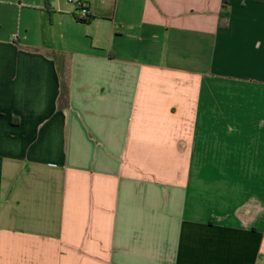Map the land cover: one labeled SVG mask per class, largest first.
I'll return each instance as SVG.
<instances>
[{
    "label": "crops",
    "instance_id": "0c3cea01",
    "mask_svg": "<svg viewBox=\"0 0 264 264\" xmlns=\"http://www.w3.org/2000/svg\"><path fill=\"white\" fill-rule=\"evenodd\" d=\"M83 1L0 0V264H264V0Z\"/></svg>",
    "mask_w": 264,
    "mask_h": 264
},
{
    "label": "built area",
    "instance_id": "2783aa9c",
    "mask_svg": "<svg viewBox=\"0 0 264 264\" xmlns=\"http://www.w3.org/2000/svg\"><path fill=\"white\" fill-rule=\"evenodd\" d=\"M69 3L73 4L76 7L78 14V18L80 20H88L90 16L89 10L83 0H68Z\"/></svg>",
    "mask_w": 264,
    "mask_h": 264
},
{
    "label": "trees",
    "instance_id": "16d2710c",
    "mask_svg": "<svg viewBox=\"0 0 264 264\" xmlns=\"http://www.w3.org/2000/svg\"><path fill=\"white\" fill-rule=\"evenodd\" d=\"M91 16L88 17V20H80L78 17H76V20L79 22V23H82V24H87L89 23V21L91 20ZM221 19H228V15L225 14V13H222L221 14Z\"/></svg>",
    "mask_w": 264,
    "mask_h": 264
},
{
    "label": "rangeland",
    "instance_id": "374dc122",
    "mask_svg": "<svg viewBox=\"0 0 264 264\" xmlns=\"http://www.w3.org/2000/svg\"><path fill=\"white\" fill-rule=\"evenodd\" d=\"M77 13V12H76Z\"/></svg>",
    "mask_w": 264,
    "mask_h": 264
}]
</instances>
